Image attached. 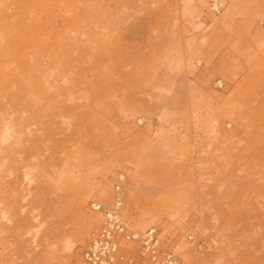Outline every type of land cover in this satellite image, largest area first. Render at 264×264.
I'll return each mask as SVG.
<instances>
[{
  "label": "rangeland",
  "instance_id": "374dc122",
  "mask_svg": "<svg viewBox=\"0 0 264 264\" xmlns=\"http://www.w3.org/2000/svg\"><path fill=\"white\" fill-rule=\"evenodd\" d=\"M86 16L72 99L24 134L19 116L1 134L0 109V264H81L120 172L123 220L155 227L177 264H264V0H89ZM48 74L29 73L26 103L56 91Z\"/></svg>",
  "mask_w": 264,
  "mask_h": 264
},
{
  "label": "bare ground",
  "instance_id": "6f19581e",
  "mask_svg": "<svg viewBox=\"0 0 264 264\" xmlns=\"http://www.w3.org/2000/svg\"><path fill=\"white\" fill-rule=\"evenodd\" d=\"M3 1L6 3L0 7V23L6 22L18 29L11 30L12 33H9L11 37L0 43V109H5L4 113H11L9 118L3 121L5 130L1 134H8L10 125L14 124L18 116L23 119L19 134H24L25 129H31L29 122L41 115L43 106H58L60 101L71 100L73 92H75L71 86L83 84L82 76H70V74L77 67H80V71L83 73L79 64L80 59L89 56V42L87 41L89 37L86 38L89 28L82 26V23L79 22L84 21L89 24V17H85L89 13V0ZM57 9L58 13L55 12ZM49 24H51V28L48 27ZM28 33L34 36L31 37ZM22 53L30 56V61L16 58ZM36 66H39L40 69L41 67L48 69L50 85L56 90L51 94H43L40 89L36 90L39 91L37 100L40 101V105L37 107L33 106L31 102L24 101L37 89L34 85L35 79L29 75ZM51 68L56 74L50 73ZM68 77L69 80H67ZM58 78H66V82L57 84ZM60 89L63 90L62 93L59 91ZM22 92L27 94L23 95ZM18 93L23 96L19 97ZM18 99L23 102L19 103ZM53 113L52 115H54ZM255 114L257 111L253 116ZM255 121L258 122H255L257 127L259 124L264 128V120L255 115ZM259 139H263L261 134H253L247 138L246 143H254ZM100 193H103V190Z\"/></svg>",
  "mask_w": 264,
  "mask_h": 264
},
{
  "label": "built area",
  "instance_id": "2783aa9c",
  "mask_svg": "<svg viewBox=\"0 0 264 264\" xmlns=\"http://www.w3.org/2000/svg\"><path fill=\"white\" fill-rule=\"evenodd\" d=\"M124 180L125 174L118 173L113 184V206L104 211L102 225L85 243L80 255L81 264H135L143 260L153 264H177V255L161 246L155 227L133 230L123 220ZM89 207L93 211H102L97 201H91ZM132 242L138 243L139 248L135 254H127L123 248Z\"/></svg>",
  "mask_w": 264,
  "mask_h": 264
}]
</instances>
